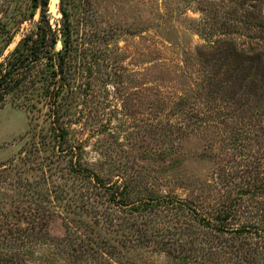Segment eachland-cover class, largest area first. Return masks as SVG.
<instances>
[{
	"label": "rangeland",
	"instance_id": "1",
	"mask_svg": "<svg viewBox=\"0 0 264 264\" xmlns=\"http://www.w3.org/2000/svg\"><path fill=\"white\" fill-rule=\"evenodd\" d=\"M31 6L0 0V62L36 30L39 8L24 21ZM62 9L67 115L53 124L38 91L0 110V264H182L185 235L211 234L182 202L207 217L232 209V228L263 236L264 0H64ZM48 10L60 52L61 0ZM225 69L248 76L226 106L209 93ZM141 202L159 206L143 213ZM229 237L211 264H244L241 245L264 264L263 239Z\"/></svg>",
	"mask_w": 264,
	"mask_h": 264
},
{
	"label": "trees",
	"instance_id": "2",
	"mask_svg": "<svg viewBox=\"0 0 264 264\" xmlns=\"http://www.w3.org/2000/svg\"><path fill=\"white\" fill-rule=\"evenodd\" d=\"M49 3L50 0H41V4L40 0H32L31 11L24 17V21L29 22L33 20L35 12L39 8L41 10V15L36 30L25 36L16 49L7 56L4 61L0 62V110L5 107L8 99H11L12 102H14V100L15 102L20 101L22 97H24V99L26 98L23 94H27V97H29L30 93L38 91L39 93H36V97L40 100L42 105L47 107L48 110L46 115L52 119L53 124H55L63 119L68 111L67 107H64V112H61V104L63 102L62 98L71 91L70 80L72 79V75L69 59L70 53L72 52V45L70 17L68 12L62 9L64 0H61L63 17L61 20L60 36L64 49L60 52L55 51L59 38L50 25V17L48 15ZM9 44L10 43H8V45ZM230 59L231 58L223 60V62L226 61V63H224L226 68L231 62ZM241 70L242 73L238 71L236 77L233 78L225 69V77L227 78L225 85H223L222 88H219V86H211L209 92L210 96L219 97L220 101L223 102L225 106L228 105V103H230L228 102V94L234 96L230 86L232 84L236 86L237 83L241 88V81H246L248 78V76L244 74L243 69ZM223 74L224 72H222V75ZM216 79L222 82L223 77ZM226 98H228V100H226ZM24 102H29V100H24ZM24 106L25 105H23V107ZM207 110L209 111L210 109ZM211 110H214V108H211ZM58 136L64 138L66 134H64L63 131ZM70 150L72 152L73 148H70ZM103 189H105V191H110L111 187L104 186ZM122 194L123 193H119L116 189L115 192H112V198L120 202L122 201L120 197ZM148 203L149 202H141L139 204L141 212L150 213L154 210L153 208L159 206H155L154 204H149V206L147 205ZM194 207L195 206L191 203L182 202V208L191 212L194 217H196V220H198V223L202 225V228L209 230L211 234L209 235L210 238H208L206 234L200 233H195L193 237L184 234L189 237L190 240L185 243V245H189V247L184 251V256L181 257L183 258L181 259L183 262L182 264H206L208 262L211 264V258L220 255L215 253L212 247L226 235L230 236L229 239L231 242L238 240L240 237L241 244L245 239H248L247 235L249 234L264 240V235H260L258 228H255L253 225L251 227H249V225L241 226V229L232 228L230 224V221L234 218L233 212H231L232 209L228 212L227 209L221 212L218 211L216 216L207 217ZM205 238L208 239L204 240ZM206 245H209L210 248L206 247ZM236 249L241 253V261H245L244 264H262L258 261L255 253V251L258 252V250H254L253 248L246 250V247H242V245L241 248ZM196 252L202 254L195 255ZM191 253H194V255ZM225 254H228V252H225ZM206 260L207 262H205ZM220 262L222 263L223 261ZM224 264L237 263H233L230 258L226 257Z\"/></svg>",
	"mask_w": 264,
	"mask_h": 264
},
{
	"label": "bare ground",
	"instance_id": "3",
	"mask_svg": "<svg viewBox=\"0 0 264 264\" xmlns=\"http://www.w3.org/2000/svg\"><path fill=\"white\" fill-rule=\"evenodd\" d=\"M53 1V5H56L58 0H52Z\"/></svg>",
	"mask_w": 264,
	"mask_h": 264
},
{
	"label": "water",
	"instance_id": "4",
	"mask_svg": "<svg viewBox=\"0 0 264 264\" xmlns=\"http://www.w3.org/2000/svg\"><path fill=\"white\" fill-rule=\"evenodd\" d=\"M41 1V0H40Z\"/></svg>",
	"mask_w": 264,
	"mask_h": 264
}]
</instances>
